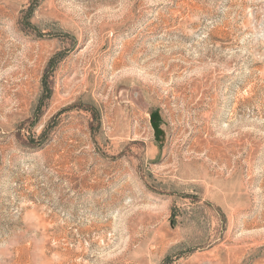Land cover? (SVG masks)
<instances>
[{
	"label": "rangeland",
	"instance_id": "rangeland-1",
	"mask_svg": "<svg viewBox=\"0 0 264 264\" xmlns=\"http://www.w3.org/2000/svg\"><path fill=\"white\" fill-rule=\"evenodd\" d=\"M0 264H264V0H0Z\"/></svg>",
	"mask_w": 264,
	"mask_h": 264
}]
</instances>
